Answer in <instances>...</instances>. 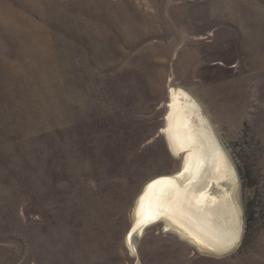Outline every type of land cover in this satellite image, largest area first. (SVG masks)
<instances>
[{"label":"rangeland","instance_id":"obj_1","mask_svg":"<svg viewBox=\"0 0 264 264\" xmlns=\"http://www.w3.org/2000/svg\"><path fill=\"white\" fill-rule=\"evenodd\" d=\"M174 88L233 167L220 254L134 226ZM0 264H264V0H0Z\"/></svg>","mask_w":264,"mask_h":264},{"label":"bare ground","instance_id":"obj_2","mask_svg":"<svg viewBox=\"0 0 264 264\" xmlns=\"http://www.w3.org/2000/svg\"><path fill=\"white\" fill-rule=\"evenodd\" d=\"M170 93V137L175 150L190 153L184 171L147 184L135 208L134 226L140 231L144 224L163 219L165 228H174L201 248L220 254L238 239L233 167L209 130H188L192 122L187 112L195 107L192 98L180 88Z\"/></svg>","mask_w":264,"mask_h":264},{"label":"water","instance_id":"obj_3","mask_svg":"<svg viewBox=\"0 0 264 264\" xmlns=\"http://www.w3.org/2000/svg\"><path fill=\"white\" fill-rule=\"evenodd\" d=\"M212 137H213V140H214L215 142H218L217 138L213 135V133H212ZM218 144H219V143H218Z\"/></svg>","mask_w":264,"mask_h":264},{"label":"crops","instance_id":"obj_4","mask_svg":"<svg viewBox=\"0 0 264 264\" xmlns=\"http://www.w3.org/2000/svg\"><path fill=\"white\" fill-rule=\"evenodd\" d=\"M229 167V166H228ZM230 168V167H229Z\"/></svg>","mask_w":264,"mask_h":264}]
</instances>
